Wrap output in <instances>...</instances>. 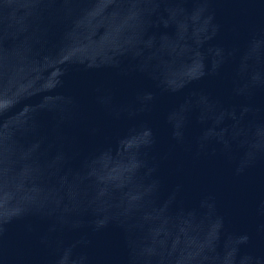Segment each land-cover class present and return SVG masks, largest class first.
<instances>
[{
  "label": "water",
  "instance_id": "water-1",
  "mask_svg": "<svg viewBox=\"0 0 264 264\" xmlns=\"http://www.w3.org/2000/svg\"><path fill=\"white\" fill-rule=\"evenodd\" d=\"M0 264H264V0H0Z\"/></svg>",
  "mask_w": 264,
  "mask_h": 264
}]
</instances>
